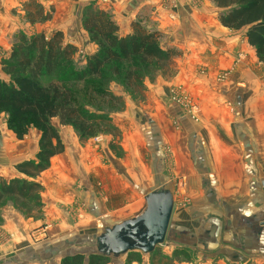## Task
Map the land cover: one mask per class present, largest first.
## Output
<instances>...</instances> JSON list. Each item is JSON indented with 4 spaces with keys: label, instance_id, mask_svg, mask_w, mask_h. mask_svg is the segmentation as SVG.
<instances>
[{
    "label": "crops",
    "instance_id": "0c3cea01",
    "mask_svg": "<svg viewBox=\"0 0 264 264\" xmlns=\"http://www.w3.org/2000/svg\"><path fill=\"white\" fill-rule=\"evenodd\" d=\"M91 2L110 14L120 35L133 22L158 32L160 46L175 52L174 72L158 77V114L116 120L123 126L122 153L102 138L81 142L72 128L51 119L64 149L36 177L39 214L17 215L14 224L4 214L1 226L16 240L0 245V264H60L65 256L85 254L89 236L139 214L145 193L162 184L174 195L173 242L163 253L190 258L172 264H264V93L249 69L259 61L245 29L222 26L220 8L210 0H0V56L9 54L18 32L48 37L60 31L63 45L76 47L74 56L85 65L97 50L82 27V10ZM37 8L48 18L31 22L28 11ZM224 71L227 78L217 81ZM170 83L191 94L196 120L169 101ZM34 131L29 145L0 132V179L26 178L15 165L35 158L40 132ZM122 256L106 264H138Z\"/></svg>",
    "mask_w": 264,
    "mask_h": 264
},
{
    "label": "trees",
    "instance_id": "16d2710c",
    "mask_svg": "<svg viewBox=\"0 0 264 264\" xmlns=\"http://www.w3.org/2000/svg\"><path fill=\"white\" fill-rule=\"evenodd\" d=\"M210 1L221 10L218 16L220 24L231 29L244 28L248 44L255 48L258 59L264 62V0ZM27 16L31 22L48 18L47 15L42 17L40 8L34 13L28 11ZM81 18L83 29L97 46V50L86 57L82 68L74 64L76 47L63 45L60 31L48 37L42 33L30 37L20 33L12 45L8 62L14 63L5 66L10 79L0 78V113H7V125L18 140L24 138L29 127L38 130L40 136L35 158L15 165V169L26 178L0 179V203L12 197L21 205L32 203L40 212L41 185L36 177L49 167L51 158L64 149L56 128L51 124L52 118L58 116L62 121L72 124L80 138L91 133L90 127L78 125L74 121L81 116L79 111L73 106L64 107L60 101L62 87L56 83L42 84L39 80L41 73H57L65 78L81 80L84 77H97L105 67L122 62H134L138 71L149 66L163 72L171 68L175 52L160 46L158 32L146 30L138 22H133L131 31L120 35L110 14L92 2L84 7ZM180 255L187 258L185 253L177 251L170 259L158 254L152 264H172ZM108 261V257L99 254L88 253L86 256L76 253L63 257L60 264H106Z\"/></svg>",
    "mask_w": 264,
    "mask_h": 264
},
{
    "label": "rangeland",
    "instance_id": "374dc122",
    "mask_svg": "<svg viewBox=\"0 0 264 264\" xmlns=\"http://www.w3.org/2000/svg\"><path fill=\"white\" fill-rule=\"evenodd\" d=\"M25 20L29 21L26 18V15ZM20 33L22 32H18L16 39ZM25 33L26 36L29 35L27 37H30L32 34V32L29 33L28 30H26ZM89 41H91L90 38ZM11 50L12 46L10 48L9 54L4 53L3 56H0L1 79H10V75L6 71L5 66L8 63H14L11 61L8 62V57L11 53ZM258 61V64L256 63L249 65V69L257 72V76L259 77L258 84H260L258 92L259 95H262L264 93V87H262L264 86V62L260 61L259 59ZM74 64L76 67L82 68L84 61L74 56ZM145 68H140V71H138L134 62H122L118 65L111 64L105 67L102 74L97 77H84L81 80H75L73 77L65 78L57 73H52L51 75L41 73L39 80L44 85L56 83L58 86L60 85L62 87L61 91L63 94L60 97V101L64 103V107L73 106L79 111L78 113L81 116H79V118H75L74 121H77L78 125H84L87 128L90 127V136L80 138L78 130L72 124L64 122L65 120L62 121V119L58 118V116L53 118L55 121L58 120L60 124L72 128V131H74L81 142H86L90 139L94 140L95 142H99V139L102 138V141H108L107 146L109 149L122 153L124 151V141L122 139L123 126H121L120 123H117L116 120L122 117V114H125L127 117L133 118L136 121L139 117H142V113L146 111H152L155 114H158V77H163L164 79L165 77H168L167 79H170L172 77V73L174 72L173 68H168V70L165 72L158 70V68L153 66H149L146 69ZM130 72H132L133 75L128 76L127 74ZM227 76L228 75L225 73V71L220 72V74L217 76V81H224ZM154 89L157 96L156 99L153 98L155 97L153 93ZM167 89L169 101L175 105H178V107L182 109L185 114L196 120L198 109L193 103L191 94L185 89L183 84L170 83L167 86ZM149 103L150 108H147ZM7 118V113H0V132L8 131L14 135L15 139H17L13 131L7 125ZM140 119L144 120V117ZM121 124L124 125L123 123ZM125 126L130 127V125ZM34 130L36 129L29 127L27 134L23 139L20 140H23L26 145H29V142H32L34 139ZM169 152V146L165 145L163 151V161L166 163V165L167 163H171ZM2 157L4 159L5 153H2L0 150V160ZM4 214L8 215L7 220L11 224H14L15 222L12 221V217L15 219V217L18 215L24 220H28L30 218L36 217L39 214V211L38 208L32 205V203H24V205H21V202L18 203L12 197L3 199V201L0 203V245L7 244L8 242H14L16 240V237L10 231L5 230L1 226L5 220V218H3ZM168 228L170 229V227ZM32 240L34 242L36 241V239L33 238ZM172 242L173 239H171V234L168 231L163 244L158 246L154 252L150 254H143L138 251H132L126 253L122 257H127L129 261H134L138 264H152V261L154 258L158 257V254L162 257H169L164 254L163 251L169 248ZM91 247L92 245H90V248ZM201 249V245H199L198 250L201 251ZM85 254L86 256L88 255V253ZM192 255L194 254L190 253L188 256L192 257ZM197 256H202V253H197L194 255V257ZM177 257L178 259L176 260H180V258L190 260V258L188 259L185 256ZM170 258L171 257H169V259ZM108 260L111 261V258H108Z\"/></svg>",
    "mask_w": 264,
    "mask_h": 264
},
{
    "label": "water",
    "instance_id": "95a60500",
    "mask_svg": "<svg viewBox=\"0 0 264 264\" xmlns=\"http://www.w3.org/2000/svg\"><path fill=\"white\" fill-rule=\"evenodd\" d=\"M144 202L139 214L114 224H104L97 234L89 236L92 247L87 253L116 258L132 251L150 254L162 245L173 210V192L162 184L147 191Z\"/></svg>",
    "mask_w": 264,
    "mask_h": 264
}]
</instances>
